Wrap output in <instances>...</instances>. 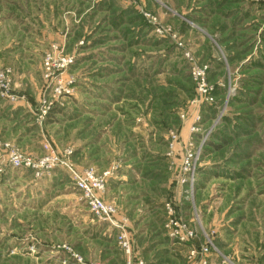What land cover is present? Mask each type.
Here are the masks:
<instances>
[{
	"label": "rangeland",
	"instance_id": "374dc122",
	"mask_svg": "<svg viewBox=\"0 0 264 264\" xmlns=\"http://www.w3.org/2000/svg\"><path fill=\"white\" fill-rule=\"evenodd\" d=\"M0 67V264H124L67 169L10 148L107 173L145 264H264V0H0Z\"/></svg>",
	"mask_w": 264,
	"mask_h": 264
},
{
	"label": "built area",
	"instance_id": "2783aa9c",
	"mask_svg": "<svg viewBox=\"0 0 264 264\" xmlns=\"http://www.w3.org/2000/svg\"><path fill=\"white\" fill-rule=\"evenodd\" d=\"M60 62L54 61L48 68L52 67L53 70H61V68L66 67V63L70 61L67 58H60L58 57ZM206 67L193 69L192 68V77L198 88L201 89L204 81ZM11 85L12 81L9 77V70L7 68L0 67V94L6 95L8 98L14 99V95L11 93ZM204 92L206 91L204 87ZM42 115H40V119L44 118L46 114V110L41 111ZM71 149L67 148L65 150L66 155L71 153ZM191 157V154L188 155V158ZM9 163L12 167H44V168H51L53 166H59L66 168L69 172L73 184L76 189H78L84 199L86 200L88 207L91 212H93L97 217L107 220L116 231L115 238L117 243L123 253L124 256V264H145L143 259L139 257L135 249L133 247L132 237L127 229V226L121 222L120 220H116L113 215L115 214V207L113 204L106 202L102 198V193L105 189V176L107 173H104L102 176L95 175L92 169H85L83 171H79L74 169L71 165L68 164L66 160L58 158L52 150L49 151L48 154L43 156L40 159H33L31 156L23 154L19 152L15 148H10L8 153ZM187 158V159H188ZM187 163V161H186ZM170 223L176 225L173 220H170ZM191 236V233L187 235H181L180 239L185 241L187 237ZM209 244L212 246L211 241H208ZM209 247L204 246L200 249L199 253L208 252ZM196 254L195 251H191V255Z\"/></svg>",
	"mask_w": 264,
	"mask_h": 264
},
{
	"label": "trees",
	"instance_id": "16d2710c",
	"mask_svg": "<svg viewBox=\"0 0 264 264\" xmlns=\"http://www.w3.org/2000/svg\"><path fill=\"white\" fill-rule=\"evenodd\" d=\"M53 110H55V109H52L48 114L51 115L54 112Z\"/></svg>",
	"mask_w": 264,
	"mask_h": 264
},
{
	"label": "crops",
	"instance_id": "0c3cea01",
	"mask_svg": "<svg viewBox=\"0 0 264 264\" xmlns=\"http://www.w3.org/2000/svg\"><path fill=\"white\" fill-rule=\"evenodd\" d=\"M19 104V103H18Z\"/></svg>",
	"mask_w": 264,
	"mask_h": 264
}]
</instances>
